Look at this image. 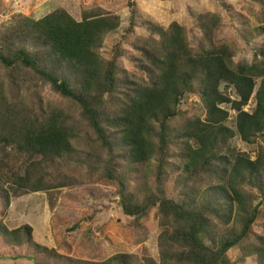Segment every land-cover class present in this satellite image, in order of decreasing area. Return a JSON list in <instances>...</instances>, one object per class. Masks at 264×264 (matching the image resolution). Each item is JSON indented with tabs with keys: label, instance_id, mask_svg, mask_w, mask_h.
Here are the masks:
<instances>
[{
	"label": "trees",
	"instance_id": "obj_1",
	"mask_svg": "<svg viewBox=\"0 0 264 264\" xmlns=\"http://www.w3.org/2000/svg\"><path fill=\"white\" fill-rule=\"evenodd\" d=\"M134 18L132 13L110 58L102 49L121 19L100 8L85 10L81 21L62 7L40 19L18 14L5 26L0 69L10 88L32 76L71 108L41 109L0 86V197L8 207L13 197L66 187L71 166L86 165L117 185L136 231L156 209L158 259L125 252L100 261L66 256L38 243L31 225L10 229L0 220L2 242L31 250L26 257L35 264H234L228 256L234 247L264 264V217L254 192L264 199V45L251 60L236 63L233 48L214 39L216 15L200 17L198 47L177 22L168 28L147 22L150 36L138 58L144 77L128 80L118 64ZM222 84L233 86L239 99L232 100ZM189 92L199 96L205 118L183 115ZM254 92L256 107L246 111ZM223 104L237 111V130L227 125ZM236 131L257 144L254 159L232 147ZM13 150L26 158L23 173L7 166ZM171 179L176 198L167 194Z\"/></svg>",
	"mask_w": 264,
	"mask_h": 264
},
{
	"label": "rangeland",
	"instance_id": "obj_2",
	"mask_svg": "<svg viewBox=\"0 0 264 264\" xmlns=\"http://www.w3.org/2000/svg\"><path fill=\"white\" fill-rule=\"evenodd\" d=\"M59 7L67 10L78 21L82 20L85 10L94 8L120 17V28L105 39L102 53L106 58L112 56L113 46L126 34L134 13L135 26L122 42L125 55L119 59L118 64L120 77L128 80L140 81L144 77L138 58L139 46L150 36L147 22L165 28L177 22L186 28L191 46L198 47L203 42L200 17L216 15L220 24L214 39L233 48L236 63L251 60L254 50L264 45V31L261 29L264 28V0H0V33L14 15L40 19ZM34 78L27 76L25 83L10 88L5 71L0 69V86L6 88L7 95L25 98L35 107L39 103L41 109L51 105L71 108L67 100L49 84ZM221 89L232 100L239 99L233 86L222 84ZM255 93L244 110L252 112L255 109ZM222 107L230 113L227 125L237 130V111L230 108L231 104H223ZM181 110L184 116L205 118L200 98L192 92L182 99ZM231 145L238 151L249 153L253 159L257 154V144L246 143L237 131ZM85 150L87 154H92L91 149ZM11 153L7 166L23 173L27 166L26 158L18 157L15 150ZM5 172L9 173V170L5 168ZM69 174L73 184L13 197L8 207L0 197V220L10 229L31 225L38 243L66 256L100 261L125 252L158 259L159 226L156 209L148 215L143 229L136 231L134 219L123 213L117 185L103 179L101 171L76 163L71 166ZM166 188L168 196L176 198L172 179ZM90 191L106 196L99 199L93 197ZM254 192L261 217H264V199L260 193ZM255 232L260 233L259 227H255ZM138 238L140 242H136ZM29 254L33 252L25 248L9 247L0 238V264H35L26 257ZM228 256L234 264H258L256 256L244 257L239 247L232 248Z\"/></svg>",
	"mask_w": 264,
	"mask_h": 264
}]
</instances>
